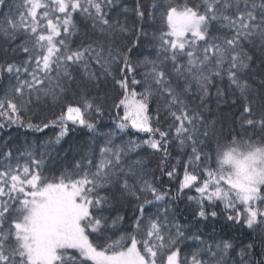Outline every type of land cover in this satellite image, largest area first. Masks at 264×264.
<instances>
[{"label":"snow or ice","instance_id":"1","mask_svg":"<svg viewBox=\"0 0 264 264\" xmlns=\"http://www.w3.org/2000/svg\"><path fill=\"white\" fill-rule=\"evenodd\" d=\"M12 125L58 134L0 137V264H264V187L233 197L213 169L221 136L264 141V0H0Z\"/></svg>","mask_w":264,"mask_h":264},{"label":"trees","instance_id":"2","mask_svg":"<svg viewBox=\"0 0 264 264\" xmlns=\"http://www.w3.org/2000/svg\"><path fill=\"white\" fill-rule=\"evenodd\" d=\"M134 39L135 38L133 37V40ZM214 91L215 89H213V93ZM212 106L215 107L214 102ZM29 116L31 117L33 123L39 122L38 120H36L34 116H32V114H29ZM110 123H111L110 120L107 119L105 120V124H110ZM57 134H58V129L55 131L52 129H45L44 132H33L27 129L26 127H19L18 125H12L11 127L6 126L5 129L0 130V137H4V138L11 137L13 140L17 141L18 143L23 142V140L27 138L29 141L35 140L37 145L47 140H54ZM88 136L89 134L87 133V130H76L75 132L70 133L68 137H65L64 140L61 142V144L56 145L55 148L57 151H59L60 156H64L65 152H67L68 161H71L73 156H76V158L79 159L77 152L82 150L81 146L84 145V143L88 140ZM213 150H214V162H213L214 174L216 176H222L227 178L230 173L231 167H229L224 163L225 158L231 155L232 153L233 154L242 153L245 155L255 153L258 156H262L264 158V141L258 140V136L257 137H249L247 135L234 136V137L221 136L214 144ZM169 151L171 153V156L169 158L171 164H175L177 158L181 159L182 161L187 160V156L179 154L178 150L175 147L170 146ZM182 179H183L182 166L177 167L176 176L171 180L166 174L161 176L159 171H157L156 173L157 187L161 191L167 192L170 196L177 195V189ZM261 187H264V184L260 185V188ZM221 188L222 191H227L233 197L243 194L240 191H238L236 187L232 186L228 181V179H227V183L221 185ZM185 192L187 195H197L194 190L192 192H188L187 190H185ZM102 194L104 193L102 192ZM148 198L149 199L152 198L150 194H148ZM185 206H186V197L178 204V208L182 210L185 208ZM212 227H213L212 224L209 223L207 228H205L204 230L206 232H211ZM215 227L216 230L219 231V227H220L219 224H216ZM201 228H204V226L201 225Z\"/></svg>","mask_w":264,"mask_h":264},{"label":"rangeland","instance_id":"3","mask_svg":"<svg viewBox=\"0 0 264 264\" xmlns=\"http://www.w3.org/2000/svg\"><path fill=\"white\" fill-rule=\"evenodd\" d=\"M224 163L230 168V173L227 177L230 184L241 193L249 190H259L260 185L264 184V158L257 154H242L232 153L227 156ZM53 193L40 189L37 200L41 205L48 203L49 197ZM46 229H57L63 227V224L57 217H48L44 221Z\"/></svg>","mask_w":264,"mask_h":264}]
</instances>
